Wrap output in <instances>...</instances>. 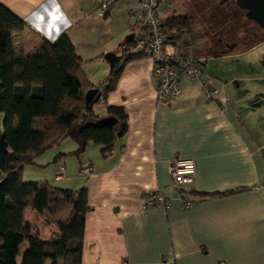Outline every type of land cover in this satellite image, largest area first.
I'll return each mask as SVG.
<instances>
[{
    "label": "crops",
    "instance_id": "0c3cea01",
    "mask_svg": "<svg viewBox=\"0 0 264 264\" xmlns=\"http://www.w3.org/2000/svg\"><path fill=\"white\" fill-rule=\"evenodd\" d=\"M94 1L0 0L49 40L65 32L88 60L86 78L100 84L111 70L104 55H120L118 47L136 30L130 20L135 3L121 0L98 17ZM175 1L160 0L162 22L185 16L179 10L185 0ZM194 31L182 40L169 38L164 50L202 64L217 89L213 100L204 98L197 82L183 79L181 96L159 101L153 61L141 56L123 66L115 88L100 97L102 107L95 110L106 116V106L122 107L127 116V131L111 153L104 157L100 145L89 142L74 157L77 146L64 137L48 155L54 160L62 154L53 170L63 165L66 177H48L51 185L87 190L80 264H264V70L233 64L264 40L238 52L225 38L216 42L201 27ZM99 75L106 76L96 80ZM185 158L194 160L195 176L177 188L169 162ZM155 190L169 201L167 209L144 206ZM185 200L193 204L184 207ZM33 218L48 237L49 228L35 212Z\"/></svg>",
    "mask_w": 264,
    "mask_h": 264
},
{
    "label": "trees",
    "instance_id": "16d2710c",
    "mask_svg": "<svg viewBox=\"0 0 264 264\" xmlns=\"http://www.w3.org/2000/svg\"><path fill=\"white\" fill-rule=\"evenodd\" d=\"M163 27L167 40L191 31L190 20L183 15L166 18ZM124 43L127 49L118 64L103 82L95 84L84 74L88 60L76 53L65 32L49 40L0 2V264H80L84 221L90 210L86 188L24 181L22 172L64 137L75 142V155L89 142L100 145L102 156L111 153L115 140L127 131L125 111L106 106V114L117 123L100 124L97 120L102 116L94 110L99 100L86 105L84 95L95 88L104 98L115 88L123 66L143 56L130 52V41ZM27 209L49 228L47 239L36 224L26 220ZM23 243L26 248L20 255Z\"/></svg>",
    "mask_w": 264,
    "mask_h": 264
},
{
    "label": "built area",
    "instance_id": "2783aa9c",
    "mask_svg": "<svg viewBox=\"0 0 264 264\" xmlns=\"http://www.w3.org/2000/svg\"><path fill=\"white\" fill-rule=\"evenodd\" d=\"M121 0H95V13L104 17ZM134 7L130 13V20L136 30L131 39L130 52H142L143 56L153 61L152 74L156 84V96L159 101L165 102L182 95L180 82L185 79L197 82L205 99L213 100L217 92L211 79L206 78L202 64L172 56L165 52L167 42L166 30L158 14L160 0H134ZM127 49L126 43L118 47L120 55ZM193 159H172L169 162V175L172 184L182 188L193 182L195 176ZM57 180H64L65 168L59 165L55 171ZM191 200L183 201L184 207H190ZM160 205L164 209L169 207V201L158 190L152 191L147 197L144 206Z\"/></svg>",
    "mask_w": 264,
    "mask_h": 264
},
{
    "label": "rangeland",
    "instance_id": "374dc122",
    "mask_svg": "<svg viewBox=\"0 0 264 264\" xmlns=\"http://www.w3.org/2000/svg\"><path fill=\"white\" fill-rule=\"evenodd\" d=\"M170 1L172 5L173 4L176 5L177 3V1L175 0H170ZM218 2L219 0H185V2H182V6L179 7V10L184 12L185 17L189 18L190 20L191 31L188 34L194 33L195 32L194 29L196 28L200 30L201 27V32H203L205 35H209V37L212 38L214 37L212 36L213 34L212 31L216 30L217 27H221L224 24H226V28L230 26L232 22L229 23L226 19L223 18V16L221 15L222 13L219 12L220 6ZM232 3H234L233 0ZM231 18H233V24H240L243 21V23H245L246 25L245 27H241V30L238 29V31L235 33V36L237 35L242 36L244 34L242 28L248 29L249 36L252 35L254 32L256 33L258 32V34H261L257 26L253 22L248 21L247 23L243 11L239 10L238 8L237 10L234 11V13H231ZM225 35L227 34L226 33L224 35L222 34V36ZM183 36L184 35H181L179 40H182L181 38H183ZM195 37L196 36H193L192 39H194ZM258 39L260 38H257L256 40L250 39L248 43L247 42L245 43V47H248L249 45L253 44V42H257ZM225 40L227 42H231L233 38L227 36ZM263 40H261V42ZM164 46L170 47V44H165ZM193 47H195V45ZM245 47L237 45L235 47V50L238 52H241L240 50L242 49L243 51H246ZM241 55L242 56L235 58L233 60V64L237 66V68L242 67L243 69H247V71L255 70L254 71L255 73L257 72L259 73L262 70H264V45L257 48L255 51ZM256 61L258 62L256 63ZM102 75L97 76L96 80H98L99 78H104L106 76L105 75L104 77H102ZM101 107H102V103L98 101L94 105V110L99 111ZM2 122H3V113L0 112V131L2 130ZM39 124H40L39 120H36L35 126H38ZM65 141H69V140L67 139ZM65 141L62 142L61 145H63ZM56 146H57L56 144L52 145L51 147L47 148L43 153L38 155L36 160L40 159L39 161L41 163L34 161L33 164L24 166L23 169L24 181L48 180V177H51L52 179V177L55 174V171L53 170L54 160L52 159L53 157L48 159V155L49 153H52L53 151L52 149H55ZM80 155L81 154H79L78 156ZM73 156L77 157V155L75 154H73ZM33 213L34 212L32 210H27L25 214L26 220L34 222L35 220L33 218ZM39 225H42L41 222ZM41 236L42 238L47 239V235L45 231H42ZM25 248H26V243H23L20 247V255Z\"/></svg>",
    "mask_w": 264,
    "mask_h": 264
},
{
    "label": "water",
    "instance_id": "95a60500",
    "mask_svg": "<svg viewBox=\"0 0 264 264\" xmlns=\"http://www.w3.org/2000/svg\"><path fill=\"white\" fill-rule=\"evenodd\" d=\"M235 4L240 10L245 12V17L248 20L256 23L264 31V0H235ZM132 37V34L127 35L126 42L131 41ZM104 59L109 64L110 69H112L118 64L121 56L110 52L104 55ZM100 97L101 94L97 93V89H89L84 95L85 104L87 105L91 101L96 102ZM97 122L106 126H113L117 123V119L111 115H106L100 117Z\"/></svg>",
    "mask_w": 264,
    "mask_h": 264
},
{
    "label": "flooded vegetation",
    "instance_id": "af4514ba",
    "mask_svg": "<svg viewBox=\"0 0 264 264\" xmlns=\"http://www.w3.org/2000/svg\"><path fill=\"white\" fill-rule=\"evenodd\" d=\"M233 1H234V3H232V0H219V2H218L219 6H220L219 12L222 13L221 15L223 16V18L226 19L229 23H231V22L232 23L227 28L225 25V26L217 27L216 30H213L212 36H214L213 37L214 40L216 42H221V40H223L227 36H230L233 38V40L231 42H225L224 41L226 43V46H228V47H234L237 45L245 47V43L246 42L248 43L250 39L256 40L257 38H260L258 40L261 42V40L264 39V31L262 29H260L256 23H254L251 20H248L245 17V14H244V17H245V20L247 21V23H248V21L253 22L257 26V28L261 34H258V32L257 33L254 32L252 35L249 36L248 29L242 28L244 31V34L242 36L241 35L235 36V33L238 31V29L241 30V27H245L246 25H245V23H243V21L240 24H233V18H231V13H234V11L237 10V8H238L235 4V0H233ZM241 11H243V10H241ZM243 13H245V12L243 11ZM225 33L227 35L222 36V34L224 35Z\"/></svg>",
    "mask_w": 264,
    "mask_h": 264
}]
</instances>
